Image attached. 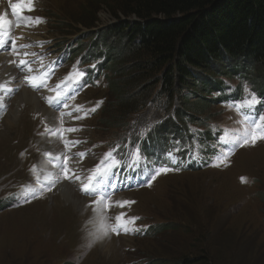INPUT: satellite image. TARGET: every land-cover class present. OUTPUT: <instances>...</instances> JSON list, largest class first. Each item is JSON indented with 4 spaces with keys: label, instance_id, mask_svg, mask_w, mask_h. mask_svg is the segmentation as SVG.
<instances>
[{
    "label": "rangeland",
    "instance_id": "obj_1",
    "mask_svg": "<svg viewBox=\"0 0 264 264\" xmlns=\"http://www.w3.org/2000/svg\"><path fill=\"white\" fill-rule=\"evenodd\" d=\"M36 1L40 4V13L47 17L48 21L33 36L50 38V45L56 47L61 43L57 40L58 36L62 35L65 41L78 38L50 31L55 25L50 22L53 19L61 18L70 28V20L77 18L79 13L87 8L98 7L97 28H93V33L117 22L106 9L103 0ZM21 2L27 3V0H0V8ZM88 33H84L85 39L82 43L85 44L84 48L92 49L99 43L93 42ZM115 41L121 44L128 42L123 40L122 36L115 38ZM103 47L104 44H100L99 48ZM223 66L225 70L221 71V74L226 79L227 72L230 71L236 72V76L247 73V69L241 65L231 67L230 71H227V63ZM261 80L264 82V78ZM138 81L131 83L126 91L135 90ZM51 94L50 91L36 94L44 108L39 107L41 110L37 111L26 103L18 109V116L12 115L15 106L10 99L0 125V197L23 182L16 176L23 174L20 169L23 163L18 160L16 154L25 134L32 127V122L26 120L25 116L33 112L44 114L53 109L48 103ZM97 98H105V103L92 118L89 110ZM194 101L199 105L200 119L210 117L209 120L228 126L235 124L237 116L232 109H221L202 99L190 98L188 104ZM116 102L117 98L113 91L107 90L105 80L103 87L100 84L77 90L54 117L55 131L70 140L72 151L67 163L68 171L81 181L90 172L102 166L97 163L99 154L96 141L103 142L108 136L125 134L130 129L128 124L124 126L117 122V127H105L102 122L115 113ZM172 109H176V104H173ZM149 111L143 110L140 119L145 118ZM242 149L245 153L240 154V149L233 159L235 167L232 165L222 170L162 176L150 188L118 194L117 199H114L115 203L121 202L122 199L131 201L132 196L137 203L130 212L137 213L138 217L142 215L145 222L154 225V229L153 234L147 237L142 236L138 229L127 233L120 231L117 235L112 231L117 227L112 218L105 217L102 235L108 233L114 236V239L117 238L114 242L115 253L108 264H264V144H250ZM46 154L49 155L48 149ZM26 159L24 156L25 161ZM239 174L251 177L254 183L249 186L240 184L237 180ZM50 177L52 179L47 188L51 187L52 190L48 193L46 188L35 200L27 201L25 205L0 206V264H105L106 256L93 252V249L99 251L96 247L99 232L94 233L86 220L77 227L75 223H67L63 212L62 220L49 216L55 212L59 203L57 196L60 193L57 191L60 185L66 188L67 202L72 204V196L80 200L76 206L80 215L88 218L97 214L92 212L93 209L81 194L79 186L68 179L67 171L51 172L43 178L44 182L50 181ZM119 211L124 212L125 209L119 207ZM43 218H46V224H50L49 228L38 226ZM127 227L132 229L128 224ZM104 240L111 241L106 238Z\"/></svg>",
    "mask_w": 264,
    "mask_h": 264
},
{
    "label": "trees",
    "instance_id": "obj_2",
    "mask_svg": "<svg viewBox=\"0 0 264 264\" xmlns=\"http://www.w3.org/2000/svg\"><path fill=\"white\" fill-rule=\"evenodd\" d=\"M103 4L117 22L97 29V36L92 30L97 28L98 7L79 13L70 20V28L57 19L52 31L89 32L94 41L106 44L107 90L117 102L115 113L102 121L105 127L124 125L133 114L149 108L151 133L169 134L187 122L209 120L198 117L199 105L188 104L190 98L221 108L220 97L211 93L222 86L224 64L227 71L239 65L247 68L245 77L250 80L255 74L260 76L255 81L264 77V0H103ZM120 36L127 44L115 41ZM137 81L135 90L126 91ZM172 112L174 119L168 115Z\"/></svg>",
    "mask_w": 264,
    "mask_h": 264
},
{
    "label": "bare ground",
    "instance_id": "obj_3",
    "mask_svg": "<svg viewBox=\"0 0 264 264\" xmlns=\"http://www.w3.org/2000/svg\"><path fill=\"white\" fill-rule=\"evenodd\" d=\"M0 61H1V59H0ZM30 92L31 91L23 88V89L20 90L19 93H16L14 95V97L11 99L13 101V105L15 106L14 111L12 113L13 116H18V109L23 107L26 103L30 104L31 109H34V110H37V111H39V110L44 108V107H42L41 102L34 95V93L33 92L30 93ZM39 107H41V109H39ZM7 119H8V116H6L5 121H7ZM127 132H129L132 135H136V131H134V130H132V131L128 130ZM262 144H264V142H262ZM241 150H240V154L241 153L244 154L245 152L243 151V149H241ZM205 171H212V170H205ZM178 175H180V174H178ZM170 177H172V176H170ZM60 187H61V185L59 186V189L57 191V193H60L57 196V198L59 200V203H58V205H57V207L55 209V212L53 214H49V216L52 219L55 217V220H58V219L62 220V219H64V217H63V214H64L67 217V220H68L67 223H75L77 225V227H79V225H81L86 220L88 222V227L92 228L94 233L99 232V235H100V237L98 238V240L96 242V247L98 248L99 251H96V250L93 249V252L94 253L97 252V253H100V254L102 253V255L104 254L106 256L105 264L106 263L107 264L110 263L112 261L111 257L113 255V253H115V246H114L115 243L114 242L116 241L117 238L114 239V236H112V235H110L108 233H106V235H102L103 232H101V229H103V227H104V225H103L104 216H103V214H101V212H102L101 209L98 208L97 210L92 211V212H95L97 214L90 215V216H88V218H84L82 215H80L79 211L76 209V206L79 204L80 200L76 196H72L74 199L72 200V204H70L69 202H67L65 200L66 188H64L63 186L61 188ZM79 195H81V194H79ZM88 201L89 200L87 199V202ZM62 212H63V214H62ZM45 219L46 218L41 219L42 222L38 225L39 227H47L48 225H50L49 223L46 224V222L44 221ZM48 228H49V226H48ZM51 235H52V233H51ZM105 238L106 239H110L111 241H108V240L105 241L104 240ZM119 238L125 239V237H119ZM49 245H51V243ZM93 252L91 254H93Z\"/></svg>",
    "mask_w": 264,
    "mask_h": 264
},
{
    "label": "snow or ice",
    "instance_id": "obj_4",
    "mask_svg": "<svg viewBox=\"0 0 264 264\" xmlns=\"http://www.w3.org/2000/svg\"><path fill=\"white\" fill-rule=\"evenodd\" d=\"M31 6H32V0H27V3L24 5V7H27L28 10L30 11V10H32ZM12 7H13L14 14H16L18 16V19L25 20L28 23H39V22H41L39 17L33 18V17H24V16L20 15V9L18 8L17 5L13 4ZM3 25H4V19H3V17H0V30L3 29ZM5 44H6V42L3 39H0V48H4ZM26 55H27V53H26ZM21 63L22 64H26V61H21ZM29 70H31V69H29ZM81 75H82V73H81ZM31 79L35 80L36 77H32ZM0 90H4V86L3 85H0ZM245 91L246 92L248 91L247 86H245ZM255 102H256V97L254 95H252L251 99L246 97L242 102L237 103L235 106L237 108H241V107L247 105L249 108H251V107L254 106ZM98 103H102V102H98ZM92 110L95 111V109H92ZM258 119L260 121H264V115L259 116ZM253 126L256 127V128H261L262 129V133L259 136L255 132L251 134L250 138H251L252 142L255 143L257 138L264 139V126H262L260 124H256L255 122H254ZM73 130L74 129H69V131H73ZM247 142H248V140L246 139L245 143H247ZM108 155L111 156V153H109ZM141 158L142 157L140 156L139 151H137V159H141ZM170 170L171 169H168L166 167H161L159 169H156V170H154V174L151 176V179H155V177L157 175H160L162 172H167V171H170ZM97 183H99V180H97ZM81 190L84 191L85 193H90V192H95L96 191L95 187L90 186V184L83 185ZM106 198L107 197H105V199ZM116 203H117V205L119 207H124L125 204L131 203V202L124 201V202H116ZM123 217H124L123 213H121L120 215L115 217V219L117 221V227L113 228L112 231L115 232L117 235L120 234V231H123L125 233H127L129 231H136L137 229H129L127 227V224L128 223L134 224L135 221L137 219H139V217H131V218H128L127 220H125L123 223H121Z\"/></svg>",
    "mask_w": 264,
    "mask_h": 264
}]
</instances>
